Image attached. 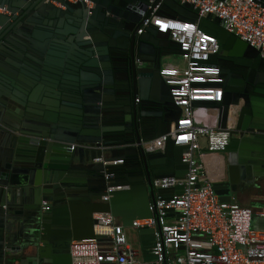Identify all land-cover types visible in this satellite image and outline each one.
Here are the masks:
<instances>
[{
    "label": "water",
    "instance_id": "obj_1",
    "mask_svg": "<svg viewBox=\"0 0 264 264\" xmlns=\"http://www.w3.org/2000/svg\"><path fill=\"white\" fill-rule=\"evenodd\" d=\"M87 1L0 0L9 12L0 14V243L11 259L29 250L30 264H71L72 241L101 240L96 214L130 227L151 217L156 197L182 193V186L154 191L151 181L184 179L186 148L171 140L162 152L142 148L179 119L159 75L178 46L152 26L137 34L149 8L197 23L219 44L211 62L224 97L208 104L218 109L217 127L230 134L221 152L228 180L212 183L219 201L231 203L238 166L264 172V62L257 49L176 0ZM113 161L126 164H106ZM107 188L114 190L101 202ZM151 233L138 231L145 261L153 259Z\"/></svg>",
    "mask_w": 264,
    "mask_h": 264
},
{
    "label": "built area",
    "instance_id": "obj_2",
    "mask_svg": "<svg viewBox=\"0 0 264 264\" xmlns=\"http://www.w3.org/2000/svg\"><path fill=\"white\" fill-rule=\"evenodd\" d=\"M176 1L192 6L198 17L220 20L228 33L257 49L264 62V4L259 0ZM83 2L90 6L87 0ZM158 9V6L149 8L137 34L149 26L156 30L163 28V34L178 46L183 66H162L159 75L170 89L179 119L167 133L144 143L142 148L146 153L162 152L168 140L173 141V146L186 148L181 155L187 165L184 179L166 177L151 181L154 191L182 186V193L169 201L156 197L149 205L151 217L135 219L130 227H124L110 214L94 215V233L101 240L72 241L71 264H264V230L252 226L253 218H264V212L255 213L220 202L202 162V149L220 153L230 137L229 129L217 127L218 109L208 105H221L224 97V80L219 67L211 62L220 52L219 44L215 37L202 33L197 23L159 17ZM0 14L9 15V12L6 7H0ZM206 109L216 112L213 125L206 124L199 114ZM113 190L107 188L101 202H108ZM42 204V210H46L47 203ZM127 228L137 234L140 229L152 231L148 254L153 259L144 260L139 243H131Z\"/></svg>",
    "mask_w": 264,
    "mask_h": 264
},
{
    "label": "crops",
    "instance_id": "obj_3",
    "mask_svg": "<svg viewBox=\"0 0 264 264\" xmlns=\"http://www.w3.org/2000/svg\"><path fill=\"white\" fill-rule=\"evenodd\" d=\"M58 7V5L53 4ZM177 53H170L168 57L163 59V66H180L178 59L174 58ZM234 109H230V113ZM202 118H204L206 124L213 125V118L216 115L215 110L206 109L205 111L199 112ZM203 157L202 162L205 168V173L212 183L217 181L228 180V156L223 153H207L202 149ZM117 162V161H113ZM126 163L123 161L121 164L124 166ZM236 181L233 183V192L231 195V203L239 205L244 208L251 209L255 213L264 212V172L256 174L258 172H245L244 165L237 167ZM252 226L256 230H264V218L255 216L253 218ZM0 242H2L0 232ZM15 246H19L17 243ZM6 246L0 243V264H30L32 255L29 250L23 251L21 254L11 259L6 252Z\"/></svg>",
    "mask_w": 264,
    "mask_h": 264
},
{
    "label": "rangeland",
    "instance_id": "obj_4",
    "mask_svg": "<svg viewBox=\"0 0 264 264\" xmlns=\"http://www.w3.org/2000/svg\"><path fill=\"white\" fill-rule=\"evenodd\" d=\"M174 58L178 59V61L180 62V64H179L180 66H183V61L181 60V57L179 55H175ZM127 230L129 231L128 233H129V238L131 240V243L133 245H138L139 242H138L137 232L132 231L129 228H127Z\"/></svg>",
    "mask_w": 264,
    "mask_h": 264
},
{
    "label": "flooded vegetation",
    "instance_id": "obj_5",
    "mask_svg": "<svg viewBox=\"0 0 264 264\" xmlns=\"http://www.w3.org/2000/svg\"><path fill=\"white\" fill-rule=\"evenodd\" d=\"M236 64H238V61H236ZM238 68L240 69V68H241V66L239 65V66H238ZM242 68H243V67H242Z\"/></svg>",
    "mask_w": 264,
    "mask_h": 264
},
{
    "label": "bare ground",
    "instance_id": "obj_6",
    "mask_svg": "<svg viewBox=\"0 0 264 264\" xmlns=\"http://www.w3.org/2000/svg\"><path fill=\"white\" fill-rule=\"evenodd\" d=\"M157 30H159L160 32H163V28L160 30V29H157Z\"/></svg>",
    "mask_w": 264,
    "mask_h": 264
}]
</instances>
